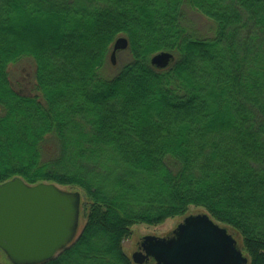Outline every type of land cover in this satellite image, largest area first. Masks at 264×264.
<instances>
[{
  "label": "trees",
  "instance_id": "16d2710c",
  "mask_svg": "<svg viewBox=\"0 0 264 264\" xmlns=\"http://www.w3.org/2000/svg\"><path fill=\"white\" fill-rule=\"evenodd\" d=\"M186 9L213 35L189 33ZM120 36L132 58L106 78ZM25 58L40 96L11 83ZM15 177L87 198L78 237L41 264H135V225L193 209L264 264V0H0V183Z\"/></svg>",
  "mask_w": 264,
  "mask_h": 264
},
{
  "label": "water",
  "instance_id": "95a60500",
  "mask_svg": "<svg viewBox=\"0 0 264 264\" xmlns=\"http://www.w3.org/2000/svg\"><path fill=\"white\" fill-rule=\"evenodd\" d=\"M118 37L110 55L128 49ZM174 55L162 51L151 57L158 69ZM81 194L55 183L28 184L20 177L0 183V249L11 264H41L56 257L78 237ZM135 264H248L237 235L206 212L189 214L167 236L146 235L131 255Z\"/></svg>",
  "mask_w": 264,
  "mask_h": 264
},
{
  "label": "rangeland",
  "instance_id": "374dc122",
  "mask_svg": "<svg viewBox=\"0 0 264 264\" xmlns=\"http://www.w3.org/2000/svg\"><path fill=\"white\" fill-rule=\"evenodd\" d=\"M187 19L186 27L189 33L194 34L199 37H208L212 36L214 32V23L203 16L201 13L186 9ZM131 53L128 49L118 51L116 56V63L112 64L109 59L108 64L105 68L102 69V74L106 78L113 77L119 72V70L131 60ZM10 80L13 87L25 94H32L40 96V93L36 89V80H35V64L32 59L25 58L20 60L17 63H14L10 66L9 69ZM58 185V184H57ZM60 186V185H59ZM61 188L69 191H78L81 194V213H80V223L78 229V235L83 229L86 219L84 217V207L87 201L86 195L83 190L78 187H69V186H60ZM202 209H193L190 214L204 213ZM184 218V217H183ZM183 218L175 217L169 218L164 223L159 225H147L139 224L133 227L132 236L124 242V250L131 257V255L138 250L139 244L142 238L146 235H155V236H167L177 227L179 222ZM238 242L239 237L237 236ZM0 263L1 264H11L8 256L4 251L0 249Z\"/></svg>",
  "mask_w": 264,
  "mask_h": 264
}]
</instances>
